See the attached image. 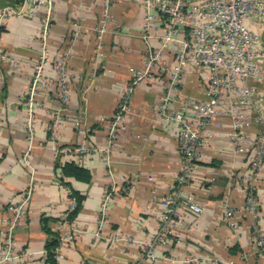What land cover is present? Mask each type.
Masks as SVG:
<instances>
[{"label": "crops", "instance_id": "crops-1", "mask_svg": "<svg viewBox=\"0 0 264 264\" xmlns=\"http://www.w3.org/2000/svg\"><path fill=\"white\" fill-rule=\"evenodd\" d=\"M54 2L46 41L51 63L44 70L52 81L37 90L31 142L24 101L32 80L31 63L43 47L40 34L46 7H32L33 14L11 16L3 25L0 50L22 62L14 70L0 60V246L8 207L20 203L26 190L31 194L15 229L17 257L0 264H43L47 242L64 228L72 189L83 201L73 220H68L74 237L60 247L58 264H149L145 246L160 229L162 200L183 164L178 131L153 110L168 89L167 75L154 72L134 89L112 144L109 131L130 80L129 69L142 68L146 54L161 46L162 19L146 26L149 10L144 0H114L107 28L99 35L105 0ZM5 5L18 8L19 0H0V8ZM62 58L68 63L72 90L52 138L50 123L59 105L53 64ZM163 61L172 65L175 59L165 50ZM206 78L205 68L190 69L184 92L202 97ZM222 123L223 128L202 148L188 186L205 210L186 214L181 242L157 247L158 255L172 260L158 264H264V249L244 209V177L251 157L232 149L227 136L231 120L223 118ZM84 143L96 151L75 155L74 148ZM57 146L66 153L57 155ZM26 153L30 166L22 160ZM70 162L86 169L89 180L65 177L62 168ZM258 179L256 225L264 232V161ZM107 197L108 217L102 221L101 204ZM226 205L237 209L236 228L224 219Z\"/></svg>", "mask_w": 264, "mask_h": 264}, {"label": "built area", "instance_id": "built-area-1", "mask_svg": "<svg viewBox=\"0 0 264 264\" xmlns=\"http://www.w3.org/2000/svg\"><path fill=\"white\" fill-rule=\"evenodd\" d=\"M114 0H105L101 25L97 29L101 35L110 20L109 8ZM149 12L146 26H151L159 17L162 19L164 33L161 46L149 51L144 57L143 67H131L130 80L123 90L118 114L109 131L110 144L114 142L122 113L128 109L134 89L154 72L167 75L168 89L162 100L153 108L163 119L172 124L179 135V149L183 164L169 194L162 200L164 210L159 231L152 242L146 244L144 258L149 264L159 261L171 262L168 256L156 253L159 245L181 242L179 233L184 225L186 214L200 215L204 205L188 189L193 172L201 159V150L209 144L223 128L222 119L231 120V130L227 133L232 149L251 157L248 174L244 177L246 203L244 209L251 217L257 243L264 249V232L256 225L259 220L258 171L264 161V42L260 27L264 23V0H144ZM45 6L42 18L41 38L43 47L38 59L32 62V80L24 104L28 108L27 131L29 141L34 137L35 107L37 90L48 86L51 79L44 75L51 63L47 46V34L52 21L54 0H19L18 8L5 5L0 8V40L4 22L11 16L33 14L32 7ZM29 7V8H28ZM77 35V33H76ZM170 52L175 62H162L164 51ZM0 60L7 61L10 68L17 69L22 62L14 55L0 50ZM59 84V105L50 123L51 136L63 119L65 106L70 101L71 84L67 60L56 61ZM207 70L206 86L202 97L184 92V78L190 69ZM259 126L256 131L248 128ZM64 148L56 147V154L66 153ZM96 151L91 145L81 144L74 148L77 156ZM106 154L110 149L105 150ZM30 166L29 156L22 157ZM20 203L8 207L9 215L6 234L0 246V262H10L16 257L15 229L26 214V205L31 190ZM109 198L101 204V220L108 217ZM76 207L72 197L63 221L60 244L56 249L59 258L60 247L74 237L72 228L67 227L68 215ZM237 209L224 207V219L230 227L236 228ZM43 264H49L45 261ZM233 264V262H230Z\"/></svg>", "mask_w": 264, "mask_h": 264}, {"label": "trees", "instance_id": "trees-1", "mask_svg": "<svg viewBox=\"0 0 264 264\" xmlns=\"http://www.w3.org/2000/svg\"><path fill=\"white\" fill-rule=\"evenodd\" d=\"M63 175L65 177L67 176H71L74 177L77 180H89L90 178V173L84 169L83 167L70 162L67 163L63 168ZM71 197H73L76 202L77 205L75 207L74 210H72L69 215H68V220H73V218L76 216V214L78 213L80 207H81V203L83 201V196L80 195L79 193H77L76 191H74L73 189L71 190ZM60 233L56 232L55 233V237L50 240L49 242H47L46 246H45V251H46V258L45 261L49 264H58V261L56 259V249L60 244Z\"/></svg>", "mask_w": 264, "mask_h": 264}, {"label": "rangeland", "instance_id": "rangeland-1", "mask_svg": "<svg viewBox=\"0 0 264 264\" xmlns=\"http://www.w3.org/2000/svg\"><path fill=\"white\" fill-rule=\"evenodd\" d=\"M259 29L262 33V38H263V42H264V23H263V26H261Z\"/></svg>", "mask_w": 264, "mask_h": 264}]
</instances>
